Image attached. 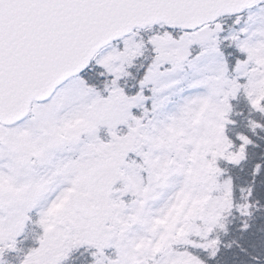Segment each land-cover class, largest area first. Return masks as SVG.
I'll return each instance as SVG.
<instances>
[{
  "label": "snow or ice",
  "instance_id": "1",
  "mask_svg": "<svg viewBox=\"0 0 264 264\" xmlns=\"http://www.w3.org/2000/svg\"><path fill=\"white\" fill-rule=\"evenodd\" d=\"M0 264H264V0H0Z\"/></svg>",
  "mask_w": 264,
  "mask_h": 264
}]
</instances>
